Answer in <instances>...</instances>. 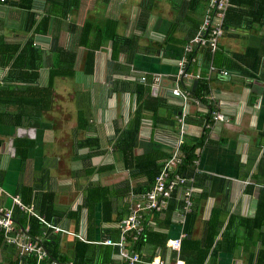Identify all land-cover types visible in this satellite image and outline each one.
<instances>
[{
  "label": "crops",
  "instance_id": "1",
  "mask_svg": "<svg viewBox=\"0 0 264 264\" xmlns=\"http://www.w3.org/2000/svg\"><path fill=\"white\" fill-rule=\"evenodd\" d=\"M147 2L143 22L140 20L142 0H80V5L71 9L66 19L56 23L53 18L46 34H36L34 30H22L19 8L0 0V36L4 39L0 46L22 43V48L32 38L34 46L48 57L47 51L56 36L61 48L75 51L77 55L75 75L55 77L52 105L39 119L30 115L37 113L34 91L16 89L30 84L17 80V75L3 83L9 68L0 67V85L5 84L11 90L0 92L3 97L0 103V208L16 213L14 221L18 229L24 228L15 220L22 213L26 216L25 227L30 228L32 216L18 209L14 202L19 198L23 204L33 205L43 219L46 214L50 216V221L45 218L47 223L66 230H52L59 236L58 252L66 260L62 263H73L79 251V257L84 259L82 264H126L119 256V248L103 241L107 236L119 238V225L130 214V201L142 194L135 193L134 188L138 191L146 188L148 177L133 174L134 158L125 160L114 150L117 131L127 127L136 109V95L115 89L114 82L135 79L145 82L141 77H155L150 96L160 99L159 108L151 107L145 112L133 156L157 151L172 156L180 135L187 140L208 135L195 151L196 176L188 183L194 188L192 233L188 239L207 242L211 217L219 213L224 227L214 238L222 240V232L234 217L233 228L224 237L231 243L227 242L206 264H249L251 257L255 261L264 241V225L254 231L248 229L253 225L250 221L257 217L264 190V0H230L222 47L215 55L218 68L230 66L229 74L212 75L210 92L202 100L193 97L186 87L196 89L203 55L198 56L196 49L191 52L193 57L197 54L199 61L196 68H190L187 77H179L178 70L180 62L190 55L184 42L196 23L200 28L209 0ZM38 13L40 19L43 12L38 10ZM88 23L93 26L88 41L91 47L93 34L100 27L104 28V35H109L114 28L120 36L139 38L140 50L129 75L115 72L111 59L113 42L109 38H104L100 50L95 51L93 71L88 72L91 68L87 63L89 50L85 47L88 42L86 36L80 39L81 30ZM126 60V55L120 56L121 63ZM194 61L195 58L191 62ZM26 62L29 67V60ZM46 65L47 62L40 70L41 87L49 83L50 69ZM29 70H25L24 76L34 72ZM194 81H197L195 87ZM175 88L191 95V99L184 101L174 96ZM25 98L26 105L20 104ZM21 110L29 116L17 120L14 115ZM209 112L221 113L225 118L223 121L211 118L206 133L204 124ZM183 113L190 119L185 122L183 133L181 127L177 133L171 125L153 120L154 115H159L176 121ZM89 139L97 140L93 141L92 149L82 146ZM29 143L27 156L22 157L24 151L18 155L20 147L23 144L28 147ZM88 154L90 157L83 159ZM92 169L95 171L89 175ZM182 202V192L176 190L165 211L160 215L146 214L145 231L152 229L167 239L177 237L181 231ZM171 206H175L172 214L169 213ZM168 214L170 217L166 219ZM259 222L257 219L254 223ZM37 237L42 238L43 244L45 234ZM134 242L130 235L128 248L133 249ZM80 243L88 244L90 249L86 251ZM141 247L135 251L142 258L151 259L155 249L146 241ZM166 250L163 253L157 250L155 256L168 258ZM25 259L13 245L6 243L0 229V264H17V260L19 263Z\"/></svg>",
  "mask_w": 264,
  "mask_h": 264
},
{
  "label": "trees",
  "instance_id": "2",
  "mask_svg": "<svg viewBox=\"0 0 264 264\" xmlns=\"http://www.w3.org/2000/svg\"><path fill=\"white\" fill-rule=\"evenodd\" d=\"M5 2H11L12 5H15L17 8L20 9V12H22V21H21V27L22 30L24 29L25 32L34 30L36 34H46L49 30V27L51 26L53 22V18H55L56 23H60L64 19H66L69 11L73 8H76L77 6L80 5V0H17V1H12V0H5ZM149 6V3L147 0H142V7H141V19L144 20L147 13V7ZM39 11L43 12V15L39 19ZM205 14V13H204ZM203 14V18H204ZM203 22V19H202ZM108 24H111L109 22ZM145 24V23H144ZM142 24V26H144ZM107 25V24H106ZM112 25V24H111ZM110 25V26H111ZM227 25V13H226V19H225V25L224 29L226 28ZM198 23L195 24L194 27H192L190 31V35L188 37V40L184 42V44H188L191 38H193L197 32H198ZM81 30V37L80 39L82 40L84 36H86L85 39H87V42L91 39H89L93 26L91 23L85 24ZM107 27V26H106ZM75 28V27H74ZM225 33V32H224ZM93 47L86 46L85 47L89 50L87 53V63L89 67H91L88 72L92 73L93 67H94V59H95V51L100 50L102 40L104 38H109L112 40V56L111 59L114 62V70L117 74L119 75H129L131 72V64L136 56V54L140 50L139 46V38L138 37H131V38H126L123 36H120L119 34L116 33L115 29L113 28L112 32L109 35H104V28H97L96 33L93 34ZM189 41V42H188ZM0 43H4V39L2 36H0ZM186 44V45H187ZM22 43L20 44H3L2 47L3 49L0 50V67L3 68H9L7 77L5 78L3 83H6L12 79V77H15L17 75V80H24V84L30 86H24V87H19L16 89H19V91H24V92H33L35 97V107H36V114L31 116H36L35 119L41 118V116L44 114L45 111L48 110V108L52 105L53 102V81L55 77H69L72 75H75V62H76V52L69 51L67 49L61 48L58 43H57V38L56 36L53 38V43L49 51V56H46V53L43 50L37 49L34 46V41L32 38L27 39L23 47L21 48ZM89 47V48H88ZM91 47V48H90ZM220 47H222L221 42L219 44V48L215 53H211L208 48H201L198 49V56L200 54L203 55L202 57V65H201V73L198 74V85L196 86V89L194 90L193 87H186L187 90L190 91L191 95L193 97L199 98L202 100L204 96H207L210 92V83L213 81L212 75H227L229 74V69L230 66H227L225 68H218V63L216 61V54L219 52ZM159 51V50H157ZM151 52H156V51H151ZM121 55H126V62L121 63L120 62V56ZM195 58L194 62H191ZM198 57L196 54V57H193V54L190 53V55L187 56L186 59V72L189 73L195 65H197ZM29 60V67L27 65V62L24 64V61ZM45 62H47V65H49V83L45 87H41L38 83L39 78H40V70L41 68L45 65ZM192 66V67H191ZM24 68V71L21 69ZM192 68V69H190ZM212 68V70H211ZM32 71L29 73V76H24L25 70ZM186 73V74H187ZM145 77V82H140V79H135V81H125V80H117L114 82V88L115 89H120L123 92H130L136 95V109L134 113L131 115L127 127L124 130L119 129L117 131V137L115 139V144H114V150L125 157V160L128 159V157H133L134 158V163L132 165V172L137 173V175H143L148 177V185H146V188L142 189L141 191H138L137 188L135 189V193H146L147 191L151 190L152 187L155 184L156 177L159 175L162 167L164 166L165 162L171 158V154H164L162 151H157L153 154H148L142 157H134V149L136 148L138 144V139H139V133L142 125L143 119L146 117L145 112L149 111V108L151 107H156V109L159 108V102L160 99L154 98L150 96L151 93V86L156 83L155 77L153 79L149 78V76H144ZM18 82V81H17ZM36 85H32V84ZM34 86V87H33ZM10 87L5 86V84L0 85V92L2 91H11L9 89ZM0 96V103L2 102ZM31 99V98H30ZM31 101V100H30ZM27 99H21L20 104L26 105ZM5 104V103H4ZM8 104V103H6ZM212 111V110H211ZM153 114H157L156 111L152 110ZM26 116H29L28 113L25 110H21L20 114L14 115V118L17 120H20ZM211 112H209L207 118H206V123L204 124V130L206 133H208V126L210 125L209 122L211 119ZM213 119V118H212ZM154 121L156 122H163L167 123L172 126V128H175V132L179 133L181 124L178 122V120H170L164 117H159V115H154L153 118ZM185 122H189L190 119L185 118ZM205 138H208V135H203L200 138H194L192 140H187L183 138V135L179 136V141H181V144L179 146V154L180 158L182 159L181 165L179 166V172L184 175L187 178H194L196 176V149L198 147L202 146L203 141ZM94 142L97 140H93ZM93 141L92 140H87L82 146H87L90 149H92L93 146ZM178 142V140H177ZM23 143V142H22ZM31 144H28V147L26 144H23L21 146V150H19V153L21 154V151H24L23 158H25L26 155V150L29 148ZM95 147V146H94ZM98 148V147H97ZM18 151V150H17ZM173 155V154H172ZM90 155L88 154L85 156L83 159H88ZM164 161H161V160ZM127 164L129 165L130 162L127 161ZM127 165V166H128ZM94 169L90 171L92 174ZM2 179V175L0 173V180ZM27 188H24L26 190ZM91 193L93 190H90ZM107 191V190H106ZM96 193V191H94ZM103 193L104 191H100ZM109 197V195H107ZM98 199V198H97ZM24 201V200H22ZM90 201V196L87 200V202ZM137 201V197L135 196L131 201H130V206L135 204ZM26 202V201H24ZM183 204V202H182ZM18 209H20L18 207ZM175 206H171L169 213L172 214L174 211ZM17 210V214H18ZM154 214H161V213H156V212H151ZM16 214V213H15ZM15 214L13 217H15ZM148 214V213H147ZM193 214H189L186 223L184 226V231L187 234V237L183 240L182 243V256L183 259L185 260L186 264H206L209 260H212L215 258L216 254L219 253L220 250L224 249L225 245L231 242H228L229 239L226 240L224 237H228V233L232 230L234 225V217L229 219L227 226L225 227L224 232H222L221 236H223L222 240H217L214 238L216 236H219V233L222 231L223 227L222 223L219 220V213H216L214 216V213L211 217V220L209 222V233L210 235L208 237V240L203 241H192L191 239H188V236L191 235V226H190V220ZM264 190L261 195V200L257 209V217L253 220V222L250 221V223H253V225H250L248 229L250 230H256V229H261L262 225H264ZM25 215L22 213H19L17 215V218L15 219L16 221H19L21 227H25ZM146 217V214L144 218ZM170 214H168V217L166 219H169ZM45 218L50 221V216L47 214L45 215ZM44 218V219H45ZM259 220L260 222L258 224L254 223L256 220ZM46 221V220H45ZM247 223V221L245 222ZM30 225V231L29 234L31 235L32 238H35L37 236L42 235V233L45 234V237L43 239V244L46 247L49 255L53 258L56 259L60 262H66L61 255H59V250H58V241H59V236L56 235L50 228H48L44 222L39 220L36 217H32L29 220ZM262 224V225H261ZM2 232V231H1ZM3 235V232H2ZM119 238H120V233H119ZM4 238V236H3ZM106 238H110L114 241L119 240V238H112V236H107ZM145 239V240H144ZM167 236L157 232L153 231L152 229H149L147 231H144L143 235L135 240L134 242V247L133 249L135 250H140L142 247V243L146 241L147 244L151 245L155 250L154 253L151 254L152 257L155 256L157 253V250H159L161 253L165 252L166 250V244H167ZM228 242V243H227ZM80 245L87 251L90 249V246L88 244H83L80 243ZM261 249L259 250L257 256L249 260V264H264V241L261 242ZM234 246L236 247V243L234 242ZM57 249V250H56ZM234 249V248H233ZM232 250V249H231ZM187 253V255H186ZM79 251H77V255L75 257V260H73V264H82L84 259L82 257H79ZM25 257V256H24ZM84 258V257H83ZM150 258V257H149ZM29 260L28 264H34L35 258L33 256H26L25 260ZM18 264V260H17Z\"/></svg>",
  "mask_w": 264,
  "mask_h": 264
},
{
  "label": "built area",
  "instance_id": "3",
  "mask_svg": "<svg viewBox=\"0 0 264 264\" xmlns=\"http://www.w3.org/2000/svg\"><path fill=\"white\" fill-rule=\"evenodd\" d=\"M5 2V0H1ZM230 5V0H209L208 8L204 14L203 22L197 34L185 46L188 53L195 49L208 48L211 53H215L219 48V44L224 37V25L226 12ZM212 70V68H211ZM186 60L179 64L178 76L187 77ZM227 75V73H225ZM144 81L145 77H141ZM174 96L181 97L184 101H189L191 95L183 92L179 88L172 90ZM199 103L198 100L195 101ZM212 118L216 121H223L224 115L213 112ZM186 113L177 117L181 124V133L185 126ZM181 141L178 140L175 150L170 159H168L162 167L159 175L156 177L155 184L151 190L138 196L135 204L130 206V214L121 221L119 225L120 238L114 241L110 238L104 239L106 245L117 246L119 248V256L126 264H186L181 257V248L183 240L186 237L184 226L188 215L192 212V195L194 188L188 183L193 181L192 178H187L179 172V166L182 159L179 154V146ZM176 190L182 192L183 209L179 218L180 234L177 237L170 238L166 244V253L168 258H163L156 255L151 259H144L135 250L128 248V237L133 236L134 240L139 239L144 231V216L147 213L156 212L162 213L169 205V201ZM15 204L27 215L36 217L54 232H67L61 227H56L45 221L34 210L33 205L23 204L19 198L14 199ZM0 229L3 232L6 243L13 245L21 256L35 258L34 264H73L62 263L49 256L48 251L42 244V238H32L29 234V226L23 229H18L15 226L12 210L0 208ZM27 260H20L18 264H27Z\"/></svg>",
  "mask_w": 264,
  "mask_h": 264
},
{
  "label": "water",
  "instance_id": "4",
  "mask_svg": "<svg viewBox=\"0 0 264 264\" xmlns=\"http://www.w3.org/2000/svg\"><path fill=\"white\" fill-rule=\"evenodd\" d=\"M197 85V81H194V87Z\"/></svg>",
  "mask_w": 264,
  "mask_h": 264
}]
</instances>
